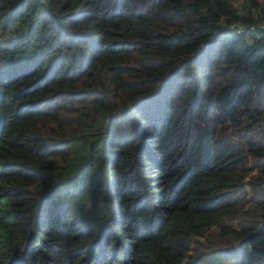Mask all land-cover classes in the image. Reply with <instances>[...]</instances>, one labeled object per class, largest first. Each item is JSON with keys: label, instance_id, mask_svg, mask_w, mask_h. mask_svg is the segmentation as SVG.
I'll use <instances>...</instances> for the list:
<instances>
[{"label": "trees", "instance_id": "1", "mask_svg": "<svg viewBox=\"0 0 264 264\" xmlns=\"http://www.w3.org/2000/svg\"><path fill=\"white\" fill-rule=\"evenodd\" d=\"M264 0H0V264H264Z\"/></svg>", "mask_w": 264, "mask_h": 264}, {"label": "built area", "instance_id": "2", "mask_svg": "<svg viewBox=\"0 0 264 264\" xmlns=\"http://www.w3.org/2000/svg\"><path fill=\"white\" fill-rule=\"evenodd\" d=\"M260 26H261L262 28H264V22H263V23H261V24H260Z\"/></svg>", "mask_w": 264, "mask_h": 264}]
</instances>
